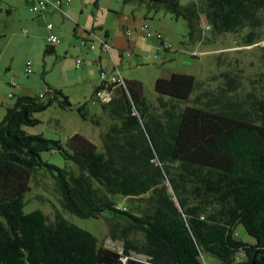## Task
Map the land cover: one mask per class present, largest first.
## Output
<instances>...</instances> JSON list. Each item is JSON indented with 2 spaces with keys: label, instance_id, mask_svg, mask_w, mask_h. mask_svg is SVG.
I'll use <instances>...</instances> for the list:
<instances>
[{
  "label": "trees",
  "instance_id": "1",
  "mask_svg": "<svg viewBox=\"0 0 264 264\" xmlns=\"http://www.w3.org/2000/svg\"><path fill=\"white\" fill-rule=\"evenodd\" d=\"M138 1L149 11L164 9L185 20L192 43L205 42L206 30L211 36L247 31L243 43L248 46L262 38L264 0H197L188 5L180 0ZM30 3L34 11L37 0ZM50 8L34 12L45 16ZM46 29V53H55V28L47 24ZM141 31L167 41L145 24ZM108 34L90 32L80 46L95 51L94 40H99L102 51L106 45L111 54ZM125 34L132 33L127 29ZM118 55L119 60L132 58L125 50ZM110 59L114 68L110 75L101 68L102 82L90 99L112 119L102 135V151L80 134L64 145L24 129L38 126L36 115L55 104L76 110L99 127L97 117H90L88 101L74 105L62 90L49 87L35 98L19 96L6 108L0 122V264H123L124 258H129L126 264H140L134 253L148 256L152 264H204L205 252L221 264H264V98L250 95L251 100L243 101L238 80L228 73L227 86L218 94L202 92L196 76L175 72L157 79L156 107L143 83L126 79L118 59ZM32 65L27 62V75L33 73ZM105 90L111 99L98 96ZM43 152H58L70 165L48 163ZM40 172L54 180L63 211H56L54 221L41 209L25 212L26 196ZM148 194L142 209L128 210L114 200ZM65 212L82 219L109 213L108 236L123 243V253L101 245L94 234L69 222ZM239 227L254 244L240 238Z\"/></svg>",
  "mask_w": 264,
  "mask_h": 264
},
{
  "label": "rangeland",
  "instance_id": "2",
  "mask_svg": "<svg viewBox=\"0 0 264 264\" xmlns=\"http://www.w3.org/2000/svg\"><path fill=\"white\" fill-rule=\"evenodd\" d=\"M49 1L64 3L63 12L50 9L46 13V23L54 26L59 39V43L54 46L55 53H46V47L50 45L47 41L49 34L44 22L40 30L38 21L43 17L32 11L31 0H0V62L4 59L0 69V122L6 108L18 98V95L13 98L9 96L15 89L9 83H16V87L18 84L25 86L26 96L32 98L53 87L62 90L74 105L88 101L90 117H97L100 126H95L90 120H83L76 110H62L55 104L49 110L37 114L41 123L35 127H25L26 132L61 140L64 145L70 137L80 134L102 151V135L108 131L112 119L103 112L101 106L93 105L94 101L90 102V99L102 82L101 68L110 75L113 66L110 57L100 48L99 40H94L97 45L95 51L80 46L81 40L90 37L88 33L93 31L102 37L109 32L110 42L117 46L113 52L117 59L120 46L126 47L125 51L132 54V58L118 59L122 74L128 80L142 82L146 97L156 107L159 106L155 92L157 79L169 78L175 72L196 76L203 83L202 92L218 94L227 86L224 74L228 73L238 80V95L243 101L251 100L250 95L264 98V29L260 41L251 46L243 43L247 31L211 36L206 30L209 37L206 36L205 42L192 43L185 20L174 19L164 9L149 11L138 0H130L127 4L124 0ZM180 1L182 5H188L197 0ZM144 24L149 26L151 32L161 34L170 42L172 49L165 50L157 36L148 38L146 32L141 31ZM202 24H207L204 16ZM127 29L132 33L129 38L125 36ZM100 56H103L102 64L99 62ZM28 61L33 63L31 75L25 73ZM77 61L82 62L79 68ZM198 94L199 91L192 98ZM187 105L192 106L193 102L181 106ZM41 156L44 161L61 168L70 165L58 152H43ZM31 188L26 196L25 212L41 209L50 221H54L56 211L62 209L52 177L40 172L33 179ZM149 196L134 199L118 196L114 200L128 210L142 209ZM64 217L94 234L101 245L123 253V243L114 242L108 236L109 213H104L99 219H82L68 212L64 213ZM238 232L245 242L255 243V239L243 227H239ZM133 238L142 239L140 235ZM132 258L140 264H152L148 256L140 253H134ZM202 258L204 264H221L219 258L207 252L203 253Z\"/></svg>",
  "mask_w": 264,
  "mask_h": 264
},
{
  "label": "crops",
  "instance_id": "3",
  "mask_svg": "<svg viewBox=\"0 0 264 264\" xmlns=\"http://www.w3.org/2000/svg\"><path fill=\"white\" fill-rule=\"evenodd\" d=\"M57 2H59V1H57ZM56 2V3H57ZM62 4H59V6L58 7H55V6H51V10H55V11H60V12H63L64 11V3H63V1L61 2ZM49 9V10H50ZM61 9V10H60ZM48 10V11H49ZM43 18L41 19V20H39L38 21V24H39V28H40V30H42V28L43 27H41V25L43 24V22H44V27H45V29H46V25L48 24V23H46V18H48V14H45V16H42ZM126 21H128V19L126 20ZM46 31L48 32V30L46 29ZM53 34H55L56 35V33H55V29H54V31L52 32ZM109 33V32H108ZM49 35H50V33H48ZM109 35V34H108ZM57 36V35H56ZM126 36V35H125ZM127 37V36H126ZM131 37V36H130ZM48 38V37H47ZM127 38H129V37H127ZM108 43L113 47V50L111 51V54L110 53H108V52H104L103 51V53L104 54H106L108 57H116L115 55H114V50H115V47H117L116 46V44H114L113 42L111 43L110 42V35H109V38H108ZM121 47V50H125L126 49V47H124V46H120ZM129 47H132V46H129ZM121 50H118V52L119 51H121ZM1 56H2V54H1ZM1 58V57H0ZM3 61H4V59H2L1 60V62H0V69L3 67ZM99 62H100V64H102V62H103V56H100L99 57ZM111 63H112V66H113V68H114V63L112 62V59H111ZM33 66V65H32ZM26 73V72H25ZM9 86L11 87V88H15L14 89V92H15V96L16 95H18V97L19 96H26V88H25V86H19V84H18V87H13L12 85H10L9 84ZM17 86V85H16ZM16 91L18 92L17 94H16Z\"/></svg>",
  "mask_w": 264,
  "mask_h": 264
},
{
  "label": "built area",
  "instance_id": "4",
  "mask_svg": "<svg viewBox=\"0 0 264 264\" xmlns=\"http://www.w3.org/2000/svg\"><path fill=\"white\" fill-rule=\"evenodd\" d=\"M50 5H52V3L50 1H48V0H37V3L35 4V7L33 8V10L35 12H37V13H40L41 11L46 10ZM48 28L50 29V28H52V26H48ZM129 34L130 33L128 32V35ZM151 35L152 34H149L148 36L150 37ZM50 40H52L53 42H55L56 41V38L55 37H51ZM163 47L166 48V49H169V48H171V44L169 42H167V41H164L163 42ZM92 49H94V47H92ZM108 49H109V47L105 45L104 46V50H108ZM78 64H80V62H78ZM27 71H28V73H31L32 72L31 67H28ZM103 78H104V76H103ZM113 80L116 81V82L117 81L118 82H121V80H119L116 77ZM12 85L13 86H16V83H13ZM98 96H100L103 100H105V99L106 100L107 99L109 100L111 98L110 95H109V93L106 90L103 91V92L98 93ZM123 261H124L123 264H126L127 261H128V258H124Z\"/></svg>",
  "mask_w": 264,
  "mask_h": 264
},
{
  "label": "bare ground",
  "instance_id": "5",
  "mask_svg": "<svg viewBox=\"0 0 264 264\" xmlns=\"http://www.w3.org/2000/svg\"><path fill=\"white\" fill-rule=\"evenodd\" d=\"M50 2L52 3V5H50V6H55V7H58V6H59V4H60L59 2H57V3H54V2H52V1H50ZM55 4H56V5H55ZM104 51H105V50H104ZM12 84H13V83H12ZM111 98H112V97H111ZM111 98H110V99H111Z\"/></svg>",
  "mask_w": 264,
  "mask_h": 264
}]
</instances>
